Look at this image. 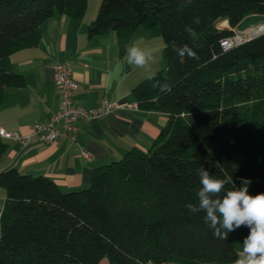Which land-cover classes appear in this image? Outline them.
Listing matches in <instances>:
<instances>
[{"label": "trees", "instance_id": "obj_1", "mask_svg": "<svg viewBox=\"0 0 264 264\" xmlns=\"http://www.w3.org/2000/svg\"><path fill=\"white\" fill-rule=\"evenodd\" d=\"M88 0H0V103L7 87H23L10 61L34 46L41 24L57 13L81 19ZM194 16L199 40L184 31ZM249 16H264V0H100L87 37L113 32L122 54L139 30L160 35L165 68L131 94L137 108L168 115L148 150L133 147L120 159L93 169L88 187L62 192L49 178L9 168L0 172L5 201L0 214V264H227L246 227L227 240L213 235L197 204V169L218 178L252 181L264 192V32L229 50L232 37L216 23L235 28ZM173 44H188L199 60L181 59ZM7 144L0 138V157ZM231 188L234 185H227Z\"/></svg>", "mask_w": 264, "mask_h": 264}, {"label": "crops", "instance_id": "obj_2", "mask_svg": "<svg viewBox=\"0 0 264 264\" xmlns=\"http://www.w3.org/2000/svg\"><path fill=\"white\" fill-rule=\"evenodd\" d=\"M96 13L95 8L86 9L81 19L57 13L42 22L41 36L34 46L11 54L12 68L23 75L25 85L5 88L0 103V129L31 135L34 123L45 121L58 109L60 97L52 69L56 62H68L72 67L77 83L75 103L92 108L105 99L116 108L98 119L80 120L76 140L65 138L48 144L32 136L23 145L3 139L7 150L0 157V172L16 168L23 174L49 178L62 192L79 190L89 186L94 168L120 159L133 147L148 150L165 126L167 114L137 108L131 90L147 74L126 64L125 51L120 53L115 34L87 37ZM131 42L155 54L163 46L143 29L131 35ZM156 65L158 62L152 64L153 72L159 69ZM4 201L5 190L0 187V209ZM241 243L236 245L238 254Z\"/></svg>", "mask_w": 264, "mask_h": 264}, {"label": "clouds", "instance_id": "obj_3", "mask_svg": "<svg viewBox=\"0 0 264 264\" xmlns=\"http://www.w3.org/2000/svg\"><path fill=\"white\" fill-rule=\"evenodd\" d=\"M199 23L200 17L194 16L191 23L184 27L193 41L199 40L200 35L192 25ZM173 50L181 59H200L188 44H173ZM154 59L151 50L140 47L135 42L129 43L125 50L126 64L144 70L153 89L168 93L172 84L156 78L157 74L152 71ZM196 171L200 185L195 193L198 203L188 205L189 210L193 214L203 212L204 223L213 231L214 237L221 240H227L229 233L246 227L248 233L241 243V251L234 264H264V192L251 194L249 185L252 181L248 178L241 177L240 186L237 187L232 177L218 178L204 167ZM227 185L234 187L229 188Z\"/></svg>", "mask_w": 264, "mask_h": 264}, {"label": "built area", "instance_id": "obj_4", "mask_svg": "<svg viewBox=\"0 0 264 264\" xmlns=\"http://www.w3.org/2000/svg\"><path fill=\"white\" fill-rule=\"evenodd\" d=\"M243 41L245 40L234 34L232 37L223 39L220 46L223 50H229ZM52 69L53 82L60 97L58 109L50 113L45 121L34 123L31 135L0 129V138L13 139L23 145L27 144L32 136H36L48 144L65 138L76 140L79 134L78 122L80 120H95L111 113L116 108L105 99H102L98 106L92 108L78 105L73 100V92L77 88V83L73 78L71 65L68 62H56Z\"/></svg>", "mask_w": 264, "mask_h": 264}, {"label": "rangeland", "instance_id": "obj_5", "mask_svg": "<svg viewBox=\"0 0 264 264\" xmlns=\"http://www.w3.org/2000/svg\"><path fill=\"white\" fill-rule=\"evenodd\" d=\"M95 1H97V0H88V6H87L88 11H92L93 8H95V10L96 9L98 10L100 0H99V3H95ZM95 16H96V14H95ZM262 20H264V16H249L246 19H244L243 21H241V23H239L235 28H231L226 19H220L216 23V26L219 29H229V30L231 29L234 32V34H236L238 37H240L243 40H247V39L251 38L252 36H255L261 32H264V23H260V22H262ZM143 31H145V30H143ZM152 36L155 37V39L157 37L158 42L163 43V40H162L160 35L152 34ZM154 45L156 46L155 40H154ZM161 47H162V50L158 51V53L155 54L153 52V56L155 58L154 62H156V63L158 62V65H156V66L159 69H157V70L164 69L165 65H166V62H165L164 56H163L164 44H163V46L161 45ZM105 264H106V262H105Z\"/></svg>", "mask_w": 264, "mask_h": 264}]
</instances>
